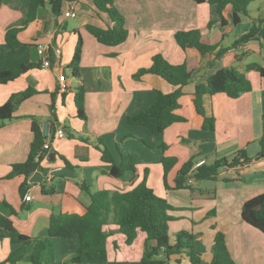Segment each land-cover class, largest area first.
<instances>
[{"label": "crops", "instance_id": "1", "mask_svg": "<svg viewBox=\"0 0 264 264\" xmlns=\"http://www.w3.org/2000/svg\"><path fill=\"white\" fill-rule=\"evenodd\" d=\"M113 3L125 19L128 36L119 45L106 46L97 42L84 26L86 23L102 27L113 24L105 14L98 13L93 0L63 2L59 16H54L49 5H45L26 26L22 24L26 20L29 0H3L0 6V71L10 68L16 60L41 63L39 46L46 47L51 66L40 65L11 82L0 83V105L14 92L28 87L38 91L18 105L11 119L0 122V211L20 232L30 236L46 235L49 216L61 205L74 201L89 203L88 191L130 189L142 180L144 169H147L146 183L174 207L169 211L171 241L180 230L193 232L202 259L209 261L214 234L220 231L225 235L235 264H264V234L241 217L243 202L264 193V76L247 70L246 65L251 62L244 61L250 53L261 52L260 43L264 38L259 39V45L250 41L228 46L217 59L213 54L202 56L196 50H182L172 40L177 30L197 28L204 41L222 46L226 33L221 30L214 5L180 0H113ZM187 7L199 12L198 17L178 12ZM69 9L76 13L73 17L76 26L71 29L67 21L71 17L63 15ZM229 10L225 11L226 26L232 24ZM261 12L264 9L258 14ZM211 20L215 22L208 27ZM12 27H21L17 39L22 44L14 50L5 42V32ZM75 30L83 40L79 79L70 77L65 71L77 41ZM156 53L172 64L186 61L194 72L192 79L183 86L180 106L175 110L186 120L170 124L160 135H153L147 128L131 125L126 120L127 115L153 102L155 89L163 92L173 89L153 74L133 77L139 68L151 64ZM216 62L222 67L234 66L239 71L243 67L252 89L237 98L222 93L210 96L207 104L215 116V128L203 130L196 118L191 94L195 85L205 82L217 68ZM63 74L68 84L64 98L58 90V80ZM77 83L85 87L86 119L76 115L73 90ZM55 91L56 119L53 121L51 93ZM31 117L50 139L55 157L52 160L44 158L41 166L29 176L26 191L31 199L25 202L19 194L22 176L4 177L12 164L27 158L32 140ZM59 127L64 130L62 137L55 134ZM67 130L91 140L102 138L114 153L116 162L120 160L117 147L124 154H131L136 166L133 185L128 184L132 173L112 176L111 166L101 159V152L89 142L69 137ZM162 143L166 144L165 149L160 146ZM239 149L246 150L250 159L246 164L220 170L215 180L194 181L191 188H174V178L189 158L194 157L195 163L201 159L210 163L222 157L232 158ZM58 154L68 159L73 168L66 166ZM163 156L177 158L167 174L168 188L164 185L159 162ZM111 222L106 226L112 234L107 239L108 259L104 264H140L144 237L142 244L137 243L132 256L127 246L134 244L142 232L127 245ZM51 241L55 250V260L51 264H69L70 255L78 247V239L51 238ZM167 261L168 264H191L184 252L172 254Z\"/></svg>", "mask_w": 264, "mask_h": 264}, {"label": "trees", "instance_id": "2", "mask_svg": "<svg viewBox=\"0 0 264 264\" xmlns=\"http://www.w3.org/2000/svg\"><path fill=\"white\" fill-rule=\"evenodd\" d=\"M71 1L74 0H29L26 20L22 26H26L31 22L36 17L38 10L43 6L49 5L52 14L59 16L62 3ZM190 1L196 4L208 3L214 5L219 22L224 26L228 22L225 17L227 8L230 9L231 23L236 25L240 23L243 15L249 16L248 6L255 0ZM2 2L3 0H0V6ZM93 5L98 13L105 14L107 19L113 24H107L102 27L86 23L84 25L85 29L100 44L116 46L123 43L127 39L128 29L125 27L123 15L115 7L113 0H93ZM214 22V20L209 21L208 27ZM21 27H12L5 32V42L13 50L22 44L17 39V32ZM75 32L77 33V41L72 58L66 68L70 77L79 79L83 40L81 34L77 30ZM173 37L182 50H196L202 56L213 54L215 59L222 56L229 49V47H222L218 43L204 41L200 30L197 28L177 30ZM260 38H264V12H261L260 16L258 15L257 18L252 20V26L241 34L232 46L246 44ZM48 60H50L51 66L49 54ZM40 65L41 63L39 62L24 63L16 60L10 68L0 71V83L11 82L27 70ZM246 69L255 70L261 76H264V66L260 63H248ZM193 73L188 68L186 61L172 64L160 53L154 54L151 58V64L148 67L139 68L133 74V77L140 78L145 74H153L165 80L173 86V89L168 92L155 89L153 102L139 112L127 115V123L145 127L153 135H160L170 124L185 121L186 118L177 114L175 110L180 106L179 98L183 95V86L192 79ZM63 75L66 77L65 74ZM251 89V81L234 66L219 68L210 74L205 82L197 83L191 94V100L200 128L203 130H213L215 128V116L207 104V99L210 96L222 93L229 98H237ZM37 92L36 89L28 87L25 90L12 93L0 105V122L11 119L18 105ZM55 93L56 91L51 93L53 121L56 119ZM73 94L77 117L86 119L84 85L77 83ZM65 95V91L61 93L62 98ZM31 118L32 140L27 158L23 162L12 164L4 177L22 176L23 180L19 185V194L22 199L29 186L27 182L29 176L41 166V161L51 152L43 148L47 138L36 119ZM67 133L69 137L89 142L99 150L101 159L110 164L109 172L112 176L121 177L126 173H132V178L128 184L130 186L133 185L136 180V166L131 154H124L117 147L120 160L116 162L114 153L107 147L102 138L97 137L91 140L73 131L67 130ZM160 146L163 149L166 148L165 143ZM59 156L66 166H71L68 159L63 155ZM249 160L246 150L239 149L232 158L222 157L210 163L204 161L201 165L193 168L195 159L191 157L178 170L174 178V188H191L192 184L188 183L190 178L195 181L215 180L220 170L242 166ZM176 161L177 158L174 156H163L159 161L162 164V177L166 188H168L167 174ZM71 167L73 168V166ZM147 173V169H144L142 180L130 189L121 191L109 189L88 191L90 199L88 204L74 201L70 205H61L58 211L50 214L45 236H30L20 232L12 220L0 211V227L6 232L10 243L14 245L6 257L0 260V264H51L55 260V250L53 243L49 239L71 237H76L79 243L75 252L69 257L68 261L71 264H104L108 259L107 239L112 234L110 229H106L110 220L114 223L118 232L123 235L124 243L127 245L133 243L139 232L144 233L143 253L140 264H168L167 260L170 256L179 252H184L191 264H235L223 232L217 231L214 234L209 261L202 259L201 252L195 244L196 234L193 232L180 230L176 232L175 240L171 241L169 221L172 218L169 211L173 210L174 207L146 183ZM241 217L245 223L264 234V193L255 195L243 202Z\"/></svg>", "mask_w": 264, "mask_h": 264}, {"label": "rangeland", "instance_id": "3", "mask_svg": "<svg viewBox=\"0 0 264 264\" xmlns=\"http://www.w3.org/2000/svg\"><path fill=\"white\" fill-rule=\"evenodd\" d=\"M117 1H119V0H115V2H117ZM180 1L190 2V0H180ZM262 9H264V0H255L254 2L250 3L248 6V11H249L250 16H244L243 15L240 23H238L236 25L230 24L229 26H226V25L222 26L220 24L221 30L226 33L224 36L223 42H222V47L231 46L234 43V41L240 37L241 34H243L245 31H247L252 26V20L257 18L258 15L260 16V14H258V12H259V10H262ZM118 11L120 12V10H118ZM129 12H130V10H129ZM178 12H181L182 15H185L187 17H193V16L198 17V15H199V12H196V10H194L190 7L182 8ZM250 17H252V18H250ZM191 19H193V18H191ZM67 21H68V28L69 29H71L73 26H76V20L75 19L70 18ZM172 41H173V43H175L174 40H172ZM253 41H254L253 43L259 45V40H253ZM260 44L262 47L260 50L261 52L260 53H254V54L250 53L248 56L245 57L244 61H246V62H257L260 64H264V40H262V43H260ZM221 63L223 64L222 61H221ZM221 63L216 62L215 64H216L217 68L214 69L212 72H215L219 68H222L223 65ZM240 68H242L241 72H243L244 68L243 67H240ZM65 71L67 73H69L67 68ZM87 204H88V202H87ZM111 224H112V222H111ZM42 236H45V235H42ZM143 237H144L143 233H139L138 238L134 241V244H132L133 246L132 245L127 246V249H130V250H128L129 256L133 255L132 251H135L137 243L140 242L142 244ZM49 240H50V242H52L51 239H49ZM13 246L14 245L10 243L8 236L6 235V232L0 227V260L4 259L6 257V254H7V253L5 254L6 250H7V252H9V250L11 248H13ZM124 257H127L126 253H125ZM184 261H188V260H184ZM185 263H188V262H184V264ZM69 264H70V262H69Z\"/></svg>", "mask_w": 264, "mask_h": 264}, {"label": "built area", "instance_id": "4", "mask_svg": "<svg viewBox=\"0 0 264 264\" xmlns=\"http://www.w3.org/2000/svg\"><path fill=\"white\" fill-rule=\"evenodd\" d=\"M63 15H64L65 17H71V18H73V17L76 16V13H75L73 10H70V9H69V10L65 11V12L63 13ZM37 52H38V54H39L40 57H41V65H42L43 67H49V66H50V63H49V60H48V53L46 52V47H44V46H39L38 49H37ZM58 81H59V82H58V90H59L60 92H64V91L67 89V87H68V84H67V82H66V80H65V76H64V75H61V76L59 77V80H58ZM55 134H56L57 136H59V137H62V136L64 135V130H63V128H62V127H59V128L56 130ZM43 148L46 149L47 151H51L50 139H46V141L44 142ZM204 161H205L204 159L199 160L198 162H196V163L194 164L193 168H195V167L201 165L202 163H204ZM194 181H195V180H193L192 178L188 179V183L193 184ZM30 199H31V196H30V194L26 191V192L24 193V195H23V201L26 202V201H29Z\"/></svg>", "mask_w": 264, "mask_h": 264}, {"label": "water", "instance_id": "5", "mask_svg": "<svg viewBox=\"0 0 264 264\" xmlns=\"http://www.w3.org/2000/svg\"><path fill=\"white\" fill-rule=\"evenodd\" d=\"M55 157V152L51 151L47 154V160H52Z\"/></svg>", "mask_w": 264, "mask_h": 264}]
</instances>
